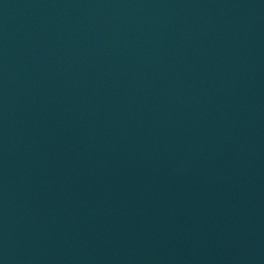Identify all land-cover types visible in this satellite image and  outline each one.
Returning <instances> with one entry per match:
<instances>
[{
  "label": "water",
  "instance_id": "1",
  "mask_svg": "<svg viewBox=\"0 0 264 264\" xmlns=\"http://www.w3.org/2000/svg\"><path fill=\"white\" fill-rule=\"evenodd\" d=\"M0 264H264V0H0Z\"/></svg>",
  "mask_w": 264,
  "mask_h": 264
}]
</instances>
